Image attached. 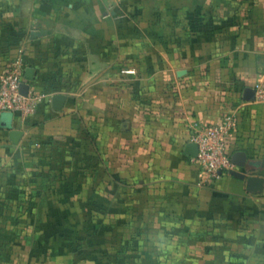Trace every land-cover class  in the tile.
<instances>
[{
  "label": "crops",
  "instance_id": "crops-1",
  "mask_svg": "<svg viewBox=\"0 0 264 264\" xmlns=\"http://www.w3.org/2000/svg\"><path fill=\"white\" fill-rule=\"evenodd\" d=\"M18 56L35 70L32 89L68 97L56 110L51 96L23 121L7 114L23 134L14 143L0 126V148L19 146L33 121L81 102L98 109L103 139L149 154L182 186L189 181L193 201L208 192L217 234L264 244V187L250 192L230 172L200 184L185 152L195 121L213 124L232 111L234 151L259 161L234 168L264 177V103L243 98L264 78V0H0V75Z\"/></svg>",
  "mask_w": 264,
  "mask_h": 264
},
{
  "label": "rangeland",
  "instance_id": "rangeland-1",
  "mask_svg": "<svg viewBox=\"0 0 264 264\" xmlns=\"http://www.w3.org/2000/svg\"><path fill=\"white\" fill-rule=\"evenodd\" d=\"M8 144L0 148V264H264V244L217 234L208 192L193 201L189 181L103 139L98 109L75 103ZM195 171L200 184L214 180Z\"/></svg>",
  "mask_w": 264,
  "mask_h": 264
},
{
  "label": "built area",
  "instance_id": "built-area-1",
  "mask_svg": "<svg viewBox=\"0 0 264 264\" xmlns=\"http://www.w3.org/2000/svg\"><path fill=\"white\" fill-rule=\"evenodd\" d=\"M26 81L25 64L18 56L0 75V119L3 114L10 113L19 119L26 120L35 113L37 107L50 102L52 94L37 91L30 87L27 95L21 92V84ZM254 101L264 103V78L254 84ZM238 116L235 112H226L220 121L207 124L199 121L193 123V131L189 142H196L198 153L191 156L195 167L208 178H216L222 172L234 169L232 161L234 152L233 138L237 134Z\"/></svg>",
  "mask_w": 264,
  "mask_h": 264
},
{
  "label": "water",
  "instance_id": "water-1",
  "mask_svg": "<svg viewBox=\"0 0 264 264\" xmlns=\"http://www.w3.org/2000/svg\"><path fill=\"white\" fill-rule=\"evenodd\" d=\"M46 30H33L31 32L32 37L40 36L42 34H45ZM34 68L31 66H28L25 69V77L26 81L22 82L21 84V92L25 95H27L29 89H30V83L28 80L32 79L34 77ZM183 70L180 71L179 74H182ZM67 95L64 93H55L52 96V106L56 110H61L65 104V101L67 100ZM243 98L246 100H254L255 98V88L251 86H246L243 90ZM7 114L10 115V113H5L2 115L0 119V126L7 128L9 131V137L14 143H18L22 134L23 130L12 127L11 122L7 118ZM185 152L189 155L196 157L198 153V145L196 142H188L185 147ZM232 161L236 165H240L243 167H257L259 165V161L252 160L247 158V154L243 150H236L232 154ZM262 163V162H260ZM264 163V161H263ZM231 174L241 178L245 179L246 181V189L250 192H261L264 187V177L256 174H247L244 171L237 170V169H231L229 171Z\"/></svg>",
  "mask_w": 264,
  "mask_h": 264
},
{
  "label": "trees",
  "instance_id": "trees-1",
  "mask_svg": "<svg viewBox=\"0 0 264 264\" xmlns=\"http://www.w3.org/2000/svg\"><path fill=\"white\" fill-rule=\"evenodd\" d=\"M62 174H63V177H64L63 178L64 180H62V182L67 181L66 179L68 178V176L65 175L66 173H62ZM48 177H49V175H43V174H42V176H40V178H41V185H43V187H46V186L52 187L51 184H50V181L48 180ZM33 186L36 187L37 186V183H35ZM26 197L27 198L25 200H23V203L26 202V201H27V203H30L28 201L31 200V197L32 196H31V194L29 192L27 193ZM28 207H29V205L26 204L25 209H27ZM10 231H12V230L9 229L8 232L7 231L6 232H3V233H1V235H3V237H6L5 234L9 233Z\"/></svg>",
  "mask_w": 264,
  "mask_h": 264
}]
</instances>
